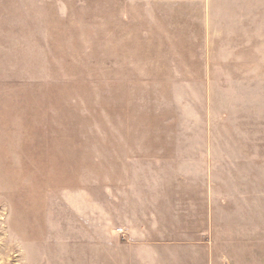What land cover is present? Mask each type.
<instances>
[{
  "label": "rangeland",
  "instance_id": "1",
  "mask_svg": "<svg viewBox=\"0 0 264 264\" xmlns=\"http://www.w3.org/2000/svg\"><path fill=\"white\" fill-rule=\"evenodd\" d=\"M258 4L0 0V264H97L113 242L119 131L168 129L179 82L203 93L192 81L202 53L215 54L205 21L248 14L253 27ZM225 255L219 264H264V252Z\"/></svg>",
  "mask_w": 264,
  "mask_h": 264
},
{
  "label": "crops",
  "instance_id": "2",
  "mask_svg": "<svg viewBox=\"0 0 264 264\" xmlns=\"http://www.w3.org/2000/svg\"><path fill=\"white\" fill-rule=\"evenodd\" d=\"M261 8L253 27L248 14L235 24L216 14L215 22L205 21L204 42L215 45V54L202 53L205 67L192 81L203 93L192 98L189 81L179 82L185 94L174 101L172 121L164 119L168 129L151 122L153 131L137 132L131 122L119 131L113 242L99 248L97 264H219L228 263L225 252H264ZM218 44L228 50L219 54ZM215 59L227 66L218 68ZM134 139L147 144L135 147Z\"/></svg>",
  "mask_w": 264,
  "mask_h": 264
}]
</instances>
